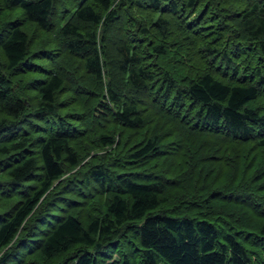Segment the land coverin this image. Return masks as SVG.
Returning a JSON list of instances; mask_svg holds the SVG:
<instances>
[{"label":"trees","instance_id":"trees-1","mask_svg":"<svg viewBox=\"0 0 264 264\" xmlns=\"http://www.w3.org/2000/svg\"><path fill=\"white\" fill-rule=\"evenodd\" d=\"M0 264H264V0H0Z\"/></svg>","mask_w":264,"mask_h":264}]
</instances>
